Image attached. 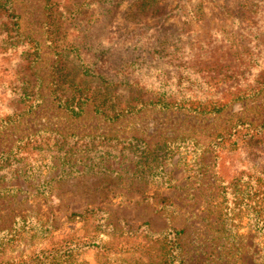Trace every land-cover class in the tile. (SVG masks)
<instances>
[{"label":"trees","instance_id":"1","mask_svg":"<svg viewBox=\"0 0 264 264\" xmlns=\"http://www.w3.org/2000/svg\"><path fill=\"white\" fill-rule=\"evenodd\" d=\"M74 1L70 5H75L77 0ZM173 1H131L127 17L141 23L142 30L146 29L143 37L138 36L135 41L119 33L106 41H90L85 35L68 42L64 49L74 55L90 81H76L72 70L63 64L65 60L57 58L49 81V95L56 109L76 120L85 115L89 106L92 115L113 125L149 109L216 116L233 103L260 96L264 92V0H243L233 12L218 6L219 0H197V3L178 0L170 8ZM60 4L46 0L44 6L49 26L57 30L59 27L63 30V22L57 24L60 18L56 7ZM209 8L222 10L230 19L218 17V24L201 36L194 31L193 24H207L213 19ZM171 18L179 23L166 27ZM19 20L12 0H0L1 52L22 45L11 43L16 36H22ZM39 60L38 55L18 57L11 68L13 81L0 86V137L43 105L45 78L37 69ZM43 146L54 148L68 166L81 164L80 173L92 171L96 166L103 168L107 157L120 154L134 162L147 179L163 172L162 158L167 152L164 145L151 148L137 136L69 134L44 128L18 138L9 151L0 152V184L22 174L30 158L41 162ZM211 146L221 201L212 224L215 236L209 235L204 240L211 243L210 250L202 242L197 248L204 255L202 263L245 264L244 257L250 255L253 264H264V124L255 127L239 120L230 133L218 134ZM91 153L98 163H82V158L72 160L76 155L88 158ZM238 153L244 154L240 160L245 169L233 174L222 170L224 157ZM12 189L0 186V194ZM244 211L251 233L248 240L236 233L240 223L237 217ZM107 214L100 208L75 214L79 222H84V235L78 237L73 229L63 239L26 259L0 264H88L82 254L91 248L114 258L128 252L131 255L128 264H188L191 260L184 242L187 229L169 227L154 233L148 229L140 236L137 230L124 231ZM102 234L106 239L101 238ZM255 238H262L263 242L254 245ZM116 261L111 262L110 258L103 264H119L123 259Z\"/></svg>","mask_w":264,"mask_h":264},{"label":"rangeland","instance_id":"2","mask_svg":"<svg viewBox=\"0 0 264 264\" xmlns=\"http://www.w3.org/2000/svg\"><path fill=\"white\" fill-rule=\"evenodd\" d=\"M54 1L61 2L56 7L60 18L57 24L63 22V30L49 26L44 10L46 0H12L20 16L19 31L22 36H16L11 43L22 45L10 47L5 52L0 50V86L13 81L11 68H14L18 57L38 55L37 69L45 78L42 88L44 103L4 132L0 137V152L9 151L18 138L44 128L69 134H105L118 138L137 136L151 148L164 145L167 152L162 158L163 172L147 179L134 162L118 154L107 157L103 168L96 166L92 171L80 173L79 170H83L81 164L68 166L65 158L56 155L54 148L43 146L39 158L41 162L30 158L22 174L0 184L13 188L0 194V262L26 259L50 243L63 239L73 229L78 237L84 235V222H79L75 214L100 208L124 231L128 228L137 230L140 236L148 229L152 233L169 227L187 229L184 242L190 251L188 264H206L202 263L204 255L197 248L202 242L208 246L206 250H210L211 243L204 240L209 235L215 236V226L212 224L219 214L221 201L218 198L220 182L213 169L215 158L211 144L218 134L230 133L239 120L253 123L255 127L264 124V92L256 99L233 103L216 116H192L184 112L149 109L107 125L92 115L88 106L83 117L70 119L63 111L56 109L49 95L54 62L57 58L64 59L63 64L72 70L76 81L89 82L90 79L83 75L74 55L64 49L65 45L85 35L90 41H106L119 33L135 41L138 36L143 37L142 32L146 29L142 30L141 23L132 22L127 17L132 0H77L75 5H70L74 0ZM177 1L174 0L170 8ZM241 1L219 0L218 6L228 7L233 12ZM191 3H197V0H191ZM207 11L212 13L213 19H209L207 24H193L194 31L201 36L218 24V17L230 19L218 8ZM171 23L177 24L179 20L171 18L165 23L166 27ZM243 155L238 153L226 156L224 160L222 158V170L233 174L235 170L240 172L245 169L240 160L244 158ZM92 156L93 153L88 158L76 155L72 160L82 158V163H98V159ZM132 160L137 161L136 158ZM136 171L138 174H132ZM245 212L237 217L240 223L236 229L243 239L251 234ZM101 238L106 239V236L102 234ZM260 242H263L262 238H255L254 245ZM212 250L216 251L217 248L212 247ZM110 258L111 262L117 258L123 259L119 264L131 261L128 252L114 258L91 248L82 254V259L88 264L107 263ZM244 258L245 264H253L250 255Z\"/></svg>","mask_w":264,"mask_h":264}]
</instances>
